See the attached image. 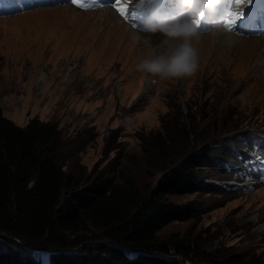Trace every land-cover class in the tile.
Wrapping results in <instances>:
<instances>
[{"label": "rangeland", "instance_id": "obj_1", "mask_svg": "<svg viewBox=\"0 0 264 264\" xmlns=\"http://www.w3.org/2000/svg\"><path fill=\"white\" fill-rule=\"evenodd\" d=\"M228 1L232 7L234 0ZM69 6L76 7L57 0L0 16L3 114L23 126L34 117L57 122L64 169L100 171L114 161L117 173L140 187L156 182L177 143L199 150L209 139L241 138L234 144L248 154L245 161L232 170L206 169L207 181L220 189L171 196L201 213L169 224L160 235L179 233L205 250L239 254L243 264H264V153L258 149L264 148V46L256 47L264 34H240L245 38L231 60L234 52L216 51L219 38L208 40L211 22L197 45L198 71L166 80L136 70L153 53L134 33L117 29L114 42L107 34L100 40L103 25L90 33L79 29L70 18L75 10L65 14ZM76 9L94 17V8ZM130 18L123 24L130 26ZM160 39L153 37L154 43ZM83 234L99 236L91 226Z\"/></svg>", "mask_w": 264, "mask_h": 264}, {"label": "trees", "instance_id": "obj_2", "mask_svg": "<svg viewBox=\"0 0 264 264\" xmlns=\"http://www.w3.org/2000/svg\"><path fill=\"white\" fill-rule=\"evenodd\" d=\"M240 141L213 138L199 150L177 143L156 182L140 187L114 161L100 171L64 169L57 122L34 117L23 126L0 108V264H243L197 239L160 235L201 213L171 196L220 189L206 169L244 162ZM89 226L98 237L83 234Z\"/></svg>", "mask_w": 264, "mask_h": 264}, {"label": "clouds", "instance_id": "obj_3", "mask_svg": "<svg viewBox=\"0 0 264 264\" xmlns=\"http://www.w3.org/2000/svg\"><path fill=\"white\" fill-rule=\"evenodd\" d=\"M225 2L226 0H165L164 7L144 11L134 7L141 0H130L129 11H136L138 17L136 26L130 25L134 39L153 53L140 59L136 70L166 80L195 74L200 57L197 45L203 32L202 24L198 27L193 21L199 19L203 12L205 18L211 19V30L233 34L226 26V20L237 5L234 0L232 8L222 15ZM234 34L240 35L238 32ZM157 35L161 39L154 43L153 37Z\"/></svg>", "mask_w": 264, "mask_h": 264}, {"label": "bare ground", "instance_id": "obj_4", "mask_svg": "<svg viewBox=\"0 0 264 264\" xmlns=\"http://www.w3.org/2000/svg\"><path fill=\"white\" fill-rule=\"evenodd\" d=\"M162 1H163V4H165V0H162ZM105 3H108V6L105 5ZM100 5H103V6H100ZM247 5H249V4H247ZM246 6H244L243 8H245ZM69 7L70 8L66 9L65 14L68 13V14L71 15L70 11L71 10H73V11L75 10L74 17L71 16L70 18L74 19V22H73L74 25H77V24H78V26L80 25V28L78 27L79 29H82V30L85 29L84 31H87V32L89 31L88 33H90L91 28L93 29L94 27H96V26H98L100 24L103 25L104 28L102 29V31L100 33V36L98 37V39H100V40H101V38H103V36L105 34H107V36H109V38L112 40L111 42H114L113 41L114 38H116L117 36H119V32H117V29H121L122 32L125 33L126 35H127V32L128 33H131V32L133 33L131 26H129L128 24H126V25L123 24L124 23V21H123L124 18L115 10L114 7H110L109 6V0H97V6L94 7V10L95 11L94 10L93 11H90V13L91 12H94V17H91V16L84 17L83 11L76 9L77 6L76 7L69 6ZM134 7H135L136 10L152 11L154 8H156V7H162V6H158V0H141V3L135 4ZM70 15H68V17ZM236 25H237V23L235 24V26ZM79 29H78V31H79ZM236 31L237 32H242V31H244V29H241V28H239L237 26V27H235V31L232 30V33L233 34H229V33H219V32L214 31V34L213 35H210L209 38H208V40H210V41H215V39L219 38V40L222 42V44L217 43L214 46L215 49H216V51L223 50V51H226V53L227 52L229 53L231 51L234 52L233 56L230 58L231 60L232 59L234 60L235 56L238 54L234 50L236 49V46L238 45V42H240L239 40L245 38V37H243L241 35H239V36L235 35L234 33ZM251 31L253 32V29H251ZM100 40H99V42H101ZM258 46H259V48L263 47L264 46V40H261L259 42V44H256V47L257 48H258ZM241 61H243V60H241ZM246 66H248V65H246ZM55 95H56V93H55ZM52 101H54V100H52Z\"/></svg>", "mask_w": 264, "mask_h": 264}, {"label": "snow or ice", "instance_id": "obj_5", "mask_svg": "<svg viewBox=\"0 0 264 264\" xmlns=\"http://www.w3.org/2000/svg\"><path fill=\"white\" fill-rule=\"evenodd\" d=\"M71 2L81 8L90 9L97 6V0H71ZM129 3L130 0H109V6L114 7L115 10L125 19H129L130 17H136L135 11H129ZM237 5L236 10L232 11L229 14V18L226 20V26L229 30H233L236 22L243 17L244 8L242 6L246 4H250L251 0H235ZM103 6V5H100ZM122 6V7H115ZM205 18V14L203 12L200 13V18L195 19L193 22L199 27L202 24L203 19Z\"/></svg>", "mask_w": 264, "mask_h": 264}, {"label": "water", "instance_id": "obj_6", "mask_svg": "<svg viewBox=\"0 0 264 264\" xmlns=\"http://www.w3.org/2000/svg\"><path fill=\"white\" fill-rule=\"evenodd\" d=\"M1 238V237H0ZM188 264H191V263H188Z\"/></svg>", "mask_w": 264, "mask_h": 264}]
</instances>
